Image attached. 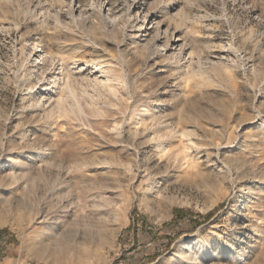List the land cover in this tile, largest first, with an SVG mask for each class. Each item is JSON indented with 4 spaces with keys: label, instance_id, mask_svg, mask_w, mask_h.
I'll return each instance as SVG.
<instances>
[{
    "label": "rangeland",
    "instance_id": "obj_1",
    "mask_svg": "<svg viewBox=\"0 0 264 264\" xmlns=\"http://www.w3.org/2000/svg\"><path fill=\"white\" fill-rule=\"evenodd\" d=\"M0 264H264V0H0Z\"/></svg>",
    "mask_w": 264,
    "mask_h": 264
},
{
    "label": "trees",
    "instance_id": "obj_2",
    "mask_svg": "<svg viewBox=\"0 0 264 264\" xmlns=\"http://www.w3.org/2000/svg\"><path fill=\"white\" fill-rule=\"evenodd\" d=\"M184 214H185L184 211L176 210V211L174 212V218L172 219V221H176L177 218H181V217H183ZM212 214H213V213H212ZM212 214H208L205 218H206V219H209V218L212 216ZM169 245H170V244H168L167 247H169Z\"/></svg>",
    "mask_w": 264,
    "mask_h": 264
},
{
    "label": "bare ground",
    "instance_id": "obj_3",
    "mask_svg": "<svg viewBox=\"0 0 264 264\" xmlns=\"http://www.w3.org/2000/svg\"><path fill=\"white\" fill-rule=\"evenodd\" d=\"M109 6H111V5H109ZM111 7H112V6H111ZM79 9H80V7H79V5H77V7L74 9V11H78ZM102 9H103V11L106 10V9H105V6H103ZM108 10H109V9H107V14H105V19H107V20H109V21H112L113 19H111L110 16H109V15H111L110 12H109L110 10H109V11H108ZM114 11H115V10H114ZM140 30L143 31L142 28H139V31H140ZM143 32H144V31H143ZM139 36H140V35H139ZM104 83H105V82H104ZM107 84H108V83H107Z\"/></svg>",
    "mask_w": 264,
    "mask_h": 264
}]
</instances>
